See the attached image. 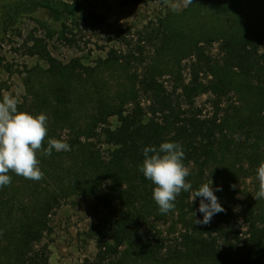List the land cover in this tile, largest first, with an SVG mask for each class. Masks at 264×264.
<instances>
[{
    "label": "trees",
    "instance_id": "trees-1",
    "mask_svg": "<svg viewBox=\"0 0 264 264\" xmlns=\"http://www.w3.org/2000/svg\"><path fill=\"white\" fill-rule=\"evenodd\" d=\"M100 2L106 0H7L0 4V39L24 18L44 15L60 41L74 44L75 29L99 28L102 17L95 6ZM220 47L218 60L205 61L202 52L196 55L192 77L172 91L150 71L137 70L131 100L106 105L93 116V124L85 129L79 126L78 131L84 132L92 126L87 137L103 138V145L111 149L102 161L94 142L84 143L79 134L72 143L76 155L90 153L91 157L90 178L76 181L77 193L93 196L105 211L91 227L97 253L84 264H123L124 249L132 247L163 263L264 264V198L255 200L253 194L237 198L236 190L242 175L257 179L254 162L259 166L264 161V31L241 39L228 36ZM137 49L138 54L135 50L127 54L113 48L108 59L124 67L146 62L145 47ZM49 60L53 62L52 57ZM236 75L254 94L244 98L245 103L254 102L248 111L243 105L224 108L225 98L238 87ZM204 95H210V114L198 105L197 99ZM239 131L252 137L238 141ZM50 133H55L54 128ZM162 142L182 146L183 163L190 170L186 182L192 185L189 191H181L174 209L166 214L153 199L155 185L140 171L143 149L158 148ZM210 180L225 211L214 214L209 224H195L203 213L199 212L201 198L192 202L193 194ZM57 198L45 199L47 213ZM168 220L171 229L165 230L162 224ZM43 233L38 222L27 220L18 248L12 251L13 242L7 240L0 244V257L9 251L7 264H50L47 245L39 244Z\"/></svg>",
    "mask_w": 264,
    "mask_h": 264
},
{
    "label": "rangeland",
    "instance_id": "rangeland-1",
    "mask_svg": "<svg viewBox=\"0 0 264 264\" xmlns=\"http://www.w3.org/2000/svg\"><path fill=\"white\" fill-rule=\"evenodd\" d=\"M6 2L0 0V4ZM95 10L102 17L99 28L75 29L74 44L60 41L44 15L24 18L0 39V101L8 93L17 99L19 111L47 116L43 147L52 138L70 146L69 150L53 149L49 156L37 154L43 179H25L9 171L11 183L0 188V244L11 240L15 251L24 223L33 220L43 229L39 244L47 245L50 264H84L97 253L91 227L105 211L93 196L77 193L76 181L90 178L91 157L90 153L76 155L72 146L80 134L84 143L96 144L102 161L109 157L111 149L103 145V138L87 137L92 126L84 132L93 124V116L106 105L131 100V81L137 70L140 74L150 71L172 91L190 80L199 53L205 61L218 60L228 36L241 39L264 31V0H106L97 3ZM150 36L155 40L148 42ZM211 37L215 41L210 42ZM140 45L145 47L144 63L124 67L108 59L113 48L138 54ZM234 78L238 87L225 98L224 108L243 105L248 111L254 102L245 103L244 98L254 94L244 78ZM209 96L197 99L206 114L212 111ZM79 126L84 129L78 131ZM235 137L245 142L252 135L239 131ZM247 177H240L237 198L258 191V179ZM52 196L58 197V203L47 213L44 202ZM162 226L171 229L169 220ZM8 252L1 255L0 264L8 263ZM124 252L123 264H192L156 261L134 247Z\"/></svg>",
    "mask_w": 264,
    "mask_h": 264
},
{
    "label": "clouds",
    "instance_id": "clouds-1",
    "mask_svg": "<svg viewBox=\"0 0 264 264\" xmlns=\"http://www.w3.org/2000/svg\"><path fill=\"white\" fill-rule=\"evenodd\" d=\"M17 104V99L8 93L0 101V187L11 183L9 171L25 179H43L44 173L40 170L37 159L38 151L49 156L53 149H70L66 141L55 138L49 139L47 147H43L47 136V116L43 113L33 115L27 111H19ZM143 155L140 171L155 185L153 199L159 206V211L166 214L174 209V201L181 191L187 192L192 188L191 183L186 182L190 170L183 163L185 153L177 142H162L158 148L145 147ZM257 179L259 187L254 195L255 200L264 198V161L257 168ZM211 185L210 180L193 194L192 200L201 198L199 212L203 213V219H195V224H209L214 214L225 211ZM219 190L221 189L217 188Z\"/></svg>",
    "mask_w": 264,
    "mask_h": 264
}]
</instances>
